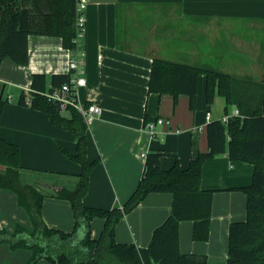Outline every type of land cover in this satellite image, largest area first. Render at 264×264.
Here are the masks:
<instances>
[{
    "label": "crops",
    "instance_id": "1",
    "mask_svg": "<svg viewBox=\"0 0 264 264\" xmlns=\"http://www.w3.org/2000/svg\"><path fill=\"white\" fill-rule=\"evenodd\" d=\"M86 18L87 86L79 89V99L102 112L87 130V159L99 163L90 174L84 204L111 210L122 208L136 190L146 153H160L164 171L176 163L185 170L193 158L208 151V123L237 110L219 94L213 103L207 102L206 75L199 77L193 104L185 94L176 98L149 93L153 59L223 72L208 66L203 57L211 55L215 40H225L229 59L240 57L238 75L227 74L244 79L245 89L256 95L264 81V0H88ZM28 50L26 65L10 58L0 64V98L5 99L0 137L20 148L21 182L45 195V224L71 233L72 207L55 196V189L73 190L79 181L81 166L67 155L76 154V135L55 127L45 112L18 103L22 92L31 91L34 74L50 81L54 74L69 73L70 51L61 37L35 34L28 38ZM158 119L170 123L157 125L152 135L145 126ZM253 172V164L231 161L227 154L205 161L201 187L217 190L210 237L206 242L195 241L194 223L182 222L183 254L204 255L209 264L227 263L230 224L247 216L246 194L230 189L249 186ZM172 205L171 193L148 195L117 224L116 240L148 247L154 230L170 216ZM104 222L100 218L91 222L93 238L100 236ZM18 225L33 229L17 195L0 189V230L13 233ZM31 254L25 248L12 250L9 244H0V264H26ZM38 264L51 263L42 259Z\"/></svg>",
    "mask_w": 264,
    "mask_h": 264
},
{
    "label": "trees",
    "instance_id": "2",
    "mask_svg": "<svg viewBox=\"0 0 264 264\" xmlns=\"http://www.w3.org/2000/svg\"><path fill=\"white\" fill-rule=\"evenodd\" d=\"M76 3L77 0H0V64L4 58H10L26 65L28 38L32 34L61 37L64 48L74 49ZM201 75L207 77V102L213 103L215 95L219 94L225 97L228 106H236L240 115L227 124L221 119L209 122L205 130L208 151L193 158L185 170L176 163L164 171L162 155L146 153L142 177L131 197L122 208L104 210L84 204L90 174L99 163V160L87 159L88 124L74 109L61 113L58 105L44 95L69 83L71 75L54 74L49 81L43 74H34L31 91L22 92L18 103L45 112L55 127L70 130L77 138L76 154L67 155L81 166L79 181L73 190L55 189V196L68 201L72 207L74 230L66 233L45 224L42 218L45 195L36 186L21 182L20 148L0 137V189L17 195L18 205L28 212L33 224L32 230L21 225L13 233L0 230V244H9L12 250H30L32 254L26 264H38L42 259L51 264H209L204 255L180 251L179 228L182 222L192 221L193 239L209 240L217 190L201 187L202 166L208 159L227 154L231 161L253 164L254 172L249 186L230 189L246 194L247 216L243 221L230 224L226 264H264V81L256 88L255 95L245 89L244 79L154 58L148 90L149 93H169L176 98L185 94L193 104ZM4 105L1 97L0 121ZM152 193L173 195L170 216L154 230L148 247L118 242L117 224ZM97 218L105 222L100 236L95 239L91 222Z\"/></svg>",
    "mask_w": 264,
    "mask_h": 264
},
{
    "label": "built area",
    "instance_id": "3",
    "mask_svg": "<svg viewBox=\"0 0 264 264\" xmlns=\"http://www.w3.org/2000/svg\"><path fill=\"white\" fill-rule=\"evenodd\" d=\"M88 0H77L76 3V20H75V38L73 43L74 49L70 51L68 64V72L71 75L69 83L62 85L59 88L53 89L51 92H46L44 95L56 105H58L61 113H66L70 109L76 110L89 125L93 120L101 115V108L95 104L87 105L79 99V89L87 86L86 76V11ZM240 115L238 110L222 117V122L227 124L233 117ZM210 120V115H208ZM170 122L166 119H158L156 122L146 124V130L154 135L157 125H166Z\"/></svg>",
    "mask_w": 264,
    "mask_h": 264
},
{
    "label": "rangeland",
    "instance_id": "4",
    "mask_svg": "<svg viewBox=\"0 0 264 264\" xmlns=\"http://www.w3.org/2000/svg\"><path fill=\"white\" fill-rule=\"evenodd\" d=\"M215 45H216V47L211 52V55L207 56V57H203L205 59V61H207L208 66H211V68L213 67V68L220 69L226 73H233V74L238 75L237 72H239L238 70L240 67V62H239L240 57L235 56V57H232V60L229 59L230 56H227L229 51H227V49H226V41L225 40L224 41L215 40L214 46ZM218 54H224V56H222V55L219 56ZM0 92H1V89H0ZM3 101H5V99H3Z\"/></svg>",
    "mask_w": 264,
    "mask_h": 264
}]
</instances>
